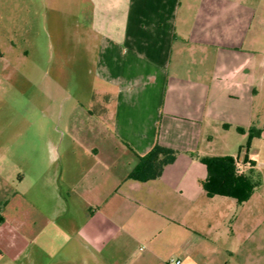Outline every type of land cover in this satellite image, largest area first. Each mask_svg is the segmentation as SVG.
Listing matches in <instances>:
<instances>
[{"label":"crops","instance_id":"1","mask_svg":"<svg viewBox=\"0 0 264 264\" xmlns=\"http://www.w3.org/2000/svg\"><path fill=\"white\" fill-rule=\"evenodd\" d=\"M78 16L95 77L78 116L0 99V264H264V0H80ZM252 128L263 184L209 196L202 158L235 159ZM157 144L175 159L131 177Z\"/></svg>","mask_w":264,"mask_h":264},{"label":"rangeland","instance_id":"2","mask_svg":"<svg viewBox=\"0 0 264 264\" xmlns=\"http://www.w3.org/2000/svg\"><path fill=\"white\" fill-rule=\"evenodd\" d=\"M10 2L15 4L16 11L13 22L1 27L0 48L4 54L0 58V99L49 100L53 104V114H59L63 104L65 115L78 116L73 106L88 98L89 86L95 85L91 72L93 60L89 54L84 58L83 47L76 45L80 0ZM4 3L0 0V9ZM29 4L31 10L26 9ZM80 127L86 130L89 124L81 123ZM256 136L253 133L251 140ZM259 147L256 144L254 149ZM234 148L235 159L244 161L246 151L252 149L249 137L239 144L235 142ZM251 168L247 166L246 169ZM253 171L262 185L260 171Z\"/></svg>","mask_w":264,"mask_h":264},{"label":"trees","instance_id":"3","mask_svg":"<svg viewBox=\"0 0 264 264\" xmlns=\"http://www.w3.org/2000/svg\"><path fill=\"white\" fill-rule=\"evenodd\" d=\"M252 128L249 139L253 133L259 135V131ZM239 131L241 129L239 128ZM176 152L157 144L147 155L140 157L139 163L133 169L131 177L146 180L148 176L145 170L152 165L162 169L164 164L175 159ZM202 162L208 170V177L202 182L204 189L209 196L225 195L237 199L239 203L246 202L261 185L259 177L253 170L238 174L236 172L235 159L231 156H216L202 158ZM154 166V167H155Z\"/></svg>","mask_w":264,"mask_h":264},{"label":"built area","instance_id":"4","mask_svg":"<svg viewBox=\"0 0 264 264\" xmlns=\"http://www.w3.org/2000/svg\"><path fill=\"white\" fill-rule=\"evenodd\" d=\"M235 166H236V172L238 174H243L246 172L245 167L250 166V163H246L244 161H240L239 159H235ZM181 260L178 258H172L169 260L168 264H181Z\"/></svg>","mask_w":264,"mask_h":264}]
</instances>
